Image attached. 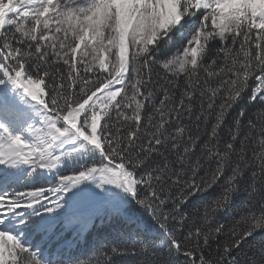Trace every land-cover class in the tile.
Returning a JSON list of instances; mask_svg holds the SVG:
<instances>
[{"label":"snow or ice","instance_id":"1","mask_svg":"<svg viewBox=\"0 0 264 264\" xmlns=\"http://www.w3.org/2000/svg\"><path fill=\"white\" fill-rule=\"evenodd\" d=\"M0 264H264V0H0Z\"/></svg>","mask_w":264,"mask_h":264},{"label":"trees","instance_id":"2","mask_svg":"<svg viewBox=\"0 0 264 264\" xmlns=\"http://www.w3.org/2000/svg\"><path fill=\"white\" fill-rule=\"evenodd\" d=\"M113 235H115V233H113Z\"/></svg>","mask_w":264,"mask_h":264}]
</instances>
